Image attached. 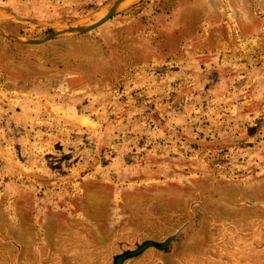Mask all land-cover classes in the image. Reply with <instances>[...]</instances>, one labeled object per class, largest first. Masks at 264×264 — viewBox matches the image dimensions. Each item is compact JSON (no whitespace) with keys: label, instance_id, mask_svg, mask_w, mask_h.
<instances>
[{"label":"rangeland","instance_id":"rangeland-1","mask_svg":"<svg viewBox=\"0 0 264 264\" xmlns=\"http://www.w3.org/2000/svg\"><path fill=\"white\" fill-rule=\"evenodd\" d=\"M117 2L0 0V27ZM47 44L0 36V264H264V0H128Z\"/></svg>","mask_w":264,"mask_h":264},{"label":"water","instance_id":"water-1","mask_svg":"<svg viewBox=\"0 0 264 264\" xmlns=\"http://www.w3.org/2000/svg\"><path fill=\"white\" fill-rule=\"evenodd\" d=\"M128 3V0H118V2L113 6V8L107 12L104 15H101L87 23H81L78 25H73V26H61L59 28L51 26L52 30L54 31L53 34L46 38L38 39V40H21L17 37H14L12 35H9L6 33L1 27H0V36L4 37L5 39L12 41L17 44H22V45H34V46H41L50 42H53L57 39L63 38V37H69V36H84L98 28H100L102 25L106 24L108 21L111 19L115 18L119 14H121L125 7L126 4ZM8 19V18H4ZM14 19V18H10ZM20 22H25L27 25H34L38 26L37 23H33L31 21L21 19V18H16Z\"/></svg>","mask_w":264,"mask_h":264},{"label":"trees","instance_id":"trees-1","mask_svg":"<svg viewBox=\"0 0 264 264\" xmlns=\"http://www.w3.org/2000/svg\"><path fill=\"white\" fill-rule=\"evenodd\" d=\"M182 8L184 9L185 6H183ZM47 47H49L48 44L42 45V46H38V47H24V48L41 52V50H43V49H45ZM59 53L62 55V57L61 58H56V59H54L50 55H40V56L43 57V59H45L49 63V65L48 66L37 65L36 67L39 69L40 72H44V74L52 75L57 70L55 68H53V66H51V65L58 64V65H60L62 67L64 64L69 63V60H70L67 51L60 50ZM61 59L64 60V61H61ZM30 66H31L30 64L26 65V67H30ZM119 71H121L120 68L117 69V72H119Z\"/></svg>","mask_w":264,"mask_h":264},{"label":"bare ground","instance_id":"bare-ground-1","mask_svg":"<svg viewBox=\"0 0 264 264\" xmlns=\"http://www.w3.org/2000/svg\"><path fill=\"white\" fill-rule=\"evenodd\" d=\"M70 112H72V111H70ZM73 113V112H72Z\"/></svg>","mask_w":264,"mask_h":264}]
</instances>
